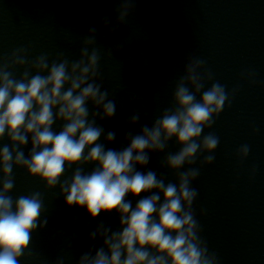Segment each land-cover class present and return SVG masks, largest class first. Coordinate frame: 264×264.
Listing matches in <instances>:
<instances>
[{"label":"clouds","instance_id":"clouds-1","mask_svg":"<svg viewBox=\"0 0 264 264\" xmlns=\"http://www.w3.org/2000/svg\"><path fill=\"white\" fill-rule=\"evenodd\" d=\"M134 2L120 0L117 25L126 21ZM96 31L90 28L83 38L77 60L70 61L60 53L51 63L46 54L29 61L25 49L12 52L7 62L0 58V141L5 136L9 141L0 147V264H20L32 233L47 225V219L40 220L45 211L40 192L15 200L8 195L15 187L14 168L25 169L47 189L59 185L66 205L85 208L92 219L102 212L115 210L119 214L120 230L98 225L90 238L99 235L103 246L94 255L91 250L83 253L78 264H218L217 254L209 251L200 235L201 226L192 208L198 196L192 184L200 168L191 166L201 155V165L214 162L212 153L220 139L212 132L203 133L213 127L226 104L231 106L230 96L238 88L230 94L225 85L213 82L205 89V83L213 79L206 61L189 58L173 92L175 107L165 109L151 127L144 125L140 134H129L126 148L106 150L98 143L104 129L96 125V117H113L116 103L108 99L107 90H101L102 81L97 82L101 56L95 46ZM107 54L111 58L112 50ZM17 68H23L19 78L13 71ZM242 76L255 82L254 72ZM89 102L102 109V113L93 112L92 119ZM139 119V113L134 114L131 123ZM57 121H63L59 132L53 130ZM29 138L31 149L25 155ZM115 138L112 131L105 137L108 142ZM173 138L180 148L167 154L162 164L177 173L176 183H165L155 171L137 170V165L149 163L150 152H165ZM249 153L247 144L237 150L241 161ZM93 163L96 166L85 173L82 166ZM74 165L71 178L61 182ZM185 165L189 167L181 171ZM255 172L253 168L252 176ZM128 194L140 197L135 207L126 199Z\"/></svg>","mask_w":264,"mask_h":264},{"label":"water","instance_id":"water-1","mask_svg":"<svg viewBox=\"0 0 264 264\" xmlns=\"http://www.w3.org/2000/svg\"><path fill=\"white\" fill-rule=\"evenodd\" d=\"M120 7V0H0V58L7 62L12 52L25 49L29 61L46 54L51 63L60 53L70 61L77 60L83 38L94 27L95 46L100 48L101 56L97 82L102 81L101 90H107L108 99L116 103L113 117H96V125L104 129L98 143L106 150L117 151L129 146V134H140L144 125L151 127L165 109L175 107L173 92L188 59L206 61L205 68L213 79L205 83V89L219 82L230 94L234 88L238 91L230 96L231 106L226 104L213 127L204 130L203 135L212 132L220 139L212 153L214 162L201 165V155L191 166L200 168L192 184L198 191L192 206L197 219L264 111V0H135L126 21L117 25ZM13 71L19 78L23 68ZM247 72L255 73L254 83L242 76ZM88 107L89 119L93 112L102 113L91 102ZM137 113L140 119L133 124L131 117ZM62 125L63 121H57L53 130L59 132ZM109 131L116 134L112 142L105 139ZM4 144H9L7 136L0 141V147ZM179 148L173 138L165 152H150L149 163L137 165V170H152L163 176L165 183H176L177 173L163 166L162 161ZM30 149L29 138L23 149L25 155ZM95 166L82 167L89 173ZM76 167L68 168L61 182L70 179ZM188 167L185 165L181 171ZM13 176L15 187L8 195L15 200L20 195L40 192L45 205L40 220L47 219L45 227L32 233L20 264H57L61 259L63 264H78L83 253L91 250L94 255L103 246L99 235L94 240L90 238L98 225L120 230V216L115 210L92 219L85 208L66 205L59 185L47 189L44 182L29 177L23 168H14ZM139 198L131 194L126 197L133 207Z\"/></svg>","mask_w":264,"mask_h":264}]
</instances>
